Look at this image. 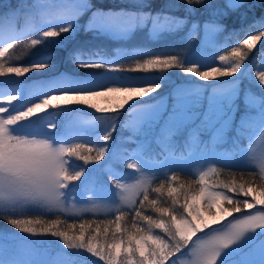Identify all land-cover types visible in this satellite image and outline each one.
Returning a JSON list of instances; mask_svg holds the SVG:
<instances>
[{"label":"snow or ice","instance_id":"obj_1","mask_svg":"<svg viewBox=\"0 0 264 264\" xmlns=\"http://www.w3.org/2000/svg\"><path fill=\"white\" fill-rule=\"evenodd\" d=\"M9 8L16 26L0 40V220L17 232H0V264H56L39 246L47 241L29 239L48 236L97 258L91 264H264V11L257 15L264 0H114L111 7L103 0H17ZM228 20L239 27L229 29ZM81 31L122 42L139 33L159 39L185 32L182 40L197 41L198 50L143 53L151 58L128 63L143 55L140 49L69 47ZM22 40L25 50L50 45L64 51L72 68L61 70L55 51L11 64ZM254 49L261 54L255 74ZM45 69L54 74L27 80ZM173 69L184 74L181 84L169 79ZM78 70L88 71L73 74ZM244 81L259 89L244 94L256 114L234 124ZM223 83L230 87L217 91ZM207 88L213 92L203 107ZM86 109L100 114L88 113L87 138L73 131L68 139L67 129L79 126L69 117ZM33 121L38 131H16ZM233 128L232 151L222 163L200 131L212 130L216 140ZM218 163L239 175L209 184ZM90 166L111 181L106 203L114 219H84L104 206L77 197L76 182L89 192L96 186ZM196 167L198 181L185 188L178 173Z\"/></svg>","mask_w":264,"mask_h":264},{"label":"rangeland","instance_id":"obj_2","mask_svg":"<svg viewBox=\"0 0 264 264\" xmlns=\"http://www.w3.org/2000/svg\"><path fill=\"white\" fill-rule=\"evenodd\" d=\"M111 0H107V2H110ZM1 4H7V5H11V6H15L17 4V0H0V5ZM10 11V9H8V12ZM264 11V10H262ZM227 22V21H226ZM237 25H239L237 23ZM9 29V31H8ZM13 21H7L5 23H3L2 25H0V40H4L7 39L10 35L9 33L11 31H13ZM186 35L185 32H178L176 34H169V35H164L159 39H150L147 34L145 33H139L136 36H134V38L130 41L127 42H122V41H118V40H114L115 44H122L119 45V49H128L131 50L133 47H141V48H155L159 50V54L164 51V50H168V51H172L173 54H175V52L177 51H183L186 47L188 48L189 52H194L198 50V44L197 41H189V42H185L184 40H182V37H184ZM85 42H98V41H102L103 39L100 38H96L90 35L84 36L83 38L80 39V41ZM105 45V50L108 51L109 53H115L117 49H115L113 52L111 51V48H114V46L112 45V41L110 39H105V41H102ZM260 47V42H258L256 48L258 49ZM261 54L256 51V49H254V54L251 56L250 59V66L251 65H255V67H251V71L253 74L256 73V68L260 65L261 62ZM133 57L130 59L132 60ZM63 64H60V66ZM70 70V68H68ZM88 70H78L77 72H74L73 74L75 75H84L85 72ZM36 74H47L46 77L53 75L54 73L45 69L42 72H36ZM38 76L37 78H42L39 75H35ZM37 80V79H34ZM31 80V81H34ZM30 81V82H31ZM181 84V83H178ZM230 87L229 84L227 83H223L221 85L218 86L217 91L219 90H223ZM251 89V91L253 93L259 94V89L254 87V86H250L248 84V81H244V83L241 85V91L239 96L236 98L235 100V104L237 106V111L235 113V123H238L240 120V117L243 115H255L256 114V109L254 108H250L247 105H245L244 103V94H245V89ZM213 92L212 88H208L205 90V99L202 101V105L203 107L207 106V99L206 96L208 94H211ZM95 116H99V115H95ZM58 119H60L61 121H64L66 118L65 117H58ZM69 119H73L79 122V126L75 129H67L68 132V139L69 138H73V131H78L80 132V134H85L88 133L91 129L89 128V124L93 119V116L91 115H87V114H82V113H75L73 114L71 117H69ZM39 130V125L36 121H33L32 124H23L20 128L16 129V131L18 133H27V132H34V131H38ZM122 135L121 131L118 130L117 131V138H119ZM123 135H127V130L125 129L123 132ZM87 136V134H86ZM235 137V131L234 128L233 129H229L226 133H224L223 138L221 139H213V132L212 130H208V129H202L200 131V138L209 143L210 145H213L215 147L216 150V158L221 161L222 163L225 162L228 157L229 154L232 151V141ZM245 146L247 145V142L245 141ZM115 148H118L119 146L116 145L114 146ZM82 164L81 161H75V164ZM105 162L101 161L100 164L103 165ZM221 165V164H217L216 166ZM207 166H205V170H206ZM128 170L126 168H121L119 169V172L121 175L126 174ZM199 171L200 168L196 167L190 170L192 175H199ZM258 171V170H257ZM90 175H95L97 178V183L96 186L94 187V189L92 191H86L84 190V188L82 186H80L79 182H76V187L78 189L77 191V197L82 198L87 200L89 196H91L94 200L98 199V202L101 203L102 205H104L99 212L95 213V214H85V215H99V214H109L107 213V207H111V205H108L106 203L107 198L109 196V188L112 187L111 185V181L109 180L108 176L106 175L105 171L102 168L96 167L93 168L90 166ZM131 182V181H129ZM118 199V197H117ZM240 217V216H238ZM227 225H225L226 227ZM0 232H4V231H0ZM29 239L33 240V241H43L41 238L38 237H29ZM259 239V238H258ZM61 245H63L62 243H59L58 241L53 243L54 248L58 247L57 249H50L49 244L47 243H40V248L41 250L47 255V257L53 261L56 262V264H91V261H89L88 257L86 256V258L84 260H80L78 261V263H75V261L69 257L68 255L65 254V250L68 251L66 248H61L59 247ZM74 254H78L77 250H73ZM80 256H85V255H90L87 253H82L79 254Z\"/></svg>","mask_w":264,"mask_h":264},{"label":"trees","instance_id":"obj_3","mask_svg":"<svg viewBox=\"0 0 264 264\" xmlns=\"http://www.w3.org/2000/svg\"><path fill=\"white\" fill-rule=\"evenodd\" d=\"M27 2H32V0H27ZM94 2L99 4L101 2V0H94ZM113 2H114V0H111L110 2H107V0H103V6L104 7H111L113 5ZM117 2H118V0H117ZM1 5H3V7H0V25H2L3 23H5L7 21H13V28H15L16 22L14 20H12L8 16V9H10L9 5H7V4L6 5L5 4H1ZM261 11H262L261 9H257V15H259ZM86 19H87L86 17L82 18L81 19V23H84L86 21ZM226 23L228 24L229 29L238 28L239 27V25H237V23H233L232 20H228ZM25 31L26 32H30L31 29L27 28V29H25ZM67 35L68 34H64V37H67ZM87 35L92 36L91 34H85L82 31L78 32L75 35L74 40L69 42V47H72L76 43H83V40L80 41V39L83 38L84 36H87ZM30 38H31V36H29V39ZM96 38H100V37H96ZM101 38L103 39L102 41H105V39H107V37H101ZM108 39H110V38H108ZM110 40L112 41V45L114 46V48H111V51L112 50L114 51L115 49H119V47H120L119 45H122V44L116 45L113 39H110ZM102 41L90 42L89 43V47L91 49H96V48L105 49V45L102 44L103 43ZM85 42H86V40H85ZM26 43H27V41L22 40L20 46L12 51L13 59H12V61H10L11 64H13V65L25 64L26 65V64H28L30 62H33L34 60L42 57L43 54L46 53V52L55 51V52H57L56 59L59 62V66H60V64H63V65L60 66L61 70H65V69H68V68L71 69L72 68L71 65H67V64L64 63V56H65V52L64 51H62L60 49H55V48L51 47L50 45H40V46H36L35 48L25 50L24 45ZM136 48H138V47H136ZM138 49H140V52L142 54L143 53H150V52H155L156 54H159V50L155 49V48H149V49L146 48V49H144V48L139 47ZM17 57L19 58L18 60L16 59ZM147 58H151V56L148 55V54H143V55L137 54V55L133 56V59L129 60L128 63H135L136 60L147 59ZM35 75H39L41 77H46L47 74H43V75L36 74V72L34 71L32 73L27 74V80L31 81V80H34V79H39V78H37L38 76H35ZM132 75H142V74L135 73V74H132ZM154 75H159V73H155ZM167 75H169V79L172 80V81H175L176 84L182 83V79L181 78L184 77V74L182 72H180L179 70H176V69L169 70ZM19 79L23 80L25 78L22 77V78H19ZM191 79L195 80L196 78L192 77ZM223 79L225 81H228L231 78H227L226 77V78H223ZM198 83L201 84V85L206 84V83L207 84H215V81H209V82L198 81ZM4 90L8 91L9 89L5 88ZM168 90L169 89L167 87H165L161 91L160 94L163 95ZM153 95H155V94H153ZM144 99H147V97H145ZM78 113L87 114V115H88V113H93L94 115H100L98 113H94V110H92V109H86L84 112H78ZM122 123H123V120H122ZM118 130L113 132V137H114V140L112 141L113 146L116 145V139H117L116 134H117ZM27 133H30V132H27ZM21 134H24V133H21ZM86 134L87 133L82 134V136L87 138ZM69 139H73V138H69ZM77 165H80V164L78 163ZM216 167L220 171L218 173H216V174H210L208 177H206V180L208 181L209 184L213 183L216 180H219L221 182L230 180L232 178V176H231L232 172H236V174L239 175V172L236 169L227 168V167H221V165H218ZM167 175L170 176L171 172H168ZM178 175L180 176V182L185 185V188L189 187V184L191 182L198 181V176H196V175L184 174V173H178ZM161 178H163V177H161ZM159 182H160V180L157 179L155 181V183L153 184V186H157L159 184ZM193 186L198 189V183L194 184ZM240 199H243V197L241 196ZM249 211H252V210H245V212H249ZM147 214H153V213L149 212ZM234 215H236L237 217L240 216L239 213L234 214ZM105 218L114 219V216L112 214L84 215V219L85 220H94L95 221V220H101V219H105ZM229 219H231V218H229ZM68 222L71 223L72 222V218H69ZM76 223L77 224L80 223L79 218L76 219ZM128 223H129V226H130L131 220H129ZM0 231H4V232L5 231H11V232H14V233L17 232V230L13 229L10 225H7L6 221H4V220H0ZM17 234L20 235V236H24L25 235V234H20V233H17ZM38 238H41V237H38ZM41 239L43 241H47L46 243L49 244V247L52 250L58 248V247L54 248V246H53L54 242L58 241L59 243H62V241H59L58 238H53V237H50V236L44 237V238H41ZM59 247L63 248L64 246L60 244ZM73 252H74L73 250H68V251L65 250V254L68 255L69 257H71L75 261V263H78V261H80V260H84L86 258V256L88 257L89 261L97 259L95 257H91L90 255L80 256L79 254H74ZM100 264H103V262L101 261Z\"/></svg>","mask_w":264,"mask_h":264}]
</instances>
